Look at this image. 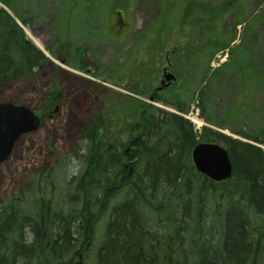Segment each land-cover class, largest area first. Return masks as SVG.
Listing matches in <instances>:
<instances>
[{
  "label": "trees",
  "instance_id": "16d2710c",
  "mask_svg": "<svg viewBox=\"0 0 264 264\" xmlns=\"http://www.w3.org/2000/svg\"><path fill=\"white\" fill-rule=\"evenodd\" d=\"M229 5L216 7L212 20ZM202 6L191 0L186 10ZM17 16L29 26L28 18ZM227 44L222 38L215 47ZM48 60L0 6V87ZM48 96L47 111L61 94ZM149 107L133 126L141 128L133 151L125 154L117 149L122 142L101 139L100 115L86 125L73 155L39 167L0 205V264H85L75 259L82 253L77 247L88 248L83 254L92 264H264V149L207 126L197 133L185 118L165 110L156 116ZM245 136L264 144L259 134ZM200 141L226 145L234 167L229 179L212 181L195 168L192 148ZM78 145L84 152H76ZM73 156L77 173L65 185ZM209 203L215 208L210 213ZM192 205L203 215L189 217ZM172 224L175 234H160Z\"/></svg>",
  "mask_w": 264,
  "mask_h": 264
},
{
  "label": "rangeland",
  "instance_id": "374dc122",
  "mask_svg": "<svg viewBox=\"0 0 264 264\" xmlns=\"http://www.w3.org/2000/svg\"><path fill=\"white\" fill-rule=\"evenodd\" d=\"M9 1L14 16L29 19L31 37L46 49L61 51L64 44L62 54L69 61L58 67L60 60L47 50L51 61L41 70L0 87V102L46 112L41 126L22 135L10 157L0 163V205L28 185L39 167L73 155L83 128L99 115L106 118L102 124L108 136L114 137L121 126L140 120L145 105L152 106L156 116H162L160 109L176 112L184 105L188 111L195 107L213 130L245 140H251L245 135L259 134L264 140V0H200L203 6L188 16H184L188 0ZM225 2L230 5L219 8L212 20L216 7ZM119 14L127 21L122 37L111 35L110 28L119 25L115 19ZM222 38L229 42L228 55L226 49L215 47ZM172 48L179 52L170 54L175 65L169 72L178 79L150 102ZM155 54L162 56L159 65ZM86 61L91 72L80 75L76 64ZM65 72L77 77L68 81ZM79 78L82 83L76 82ZM55 86L63 95L47 111V95ZM122 134L125 140L130 132L123 129ZM81 148L84 152L79 145L76 152ZM74 156L64 172L65 185L77 173ZM213 208L209 203L206 210Z\"/></svg>",
  "mask_w": 264,
  "mask_h": 264
},
{
  "label": "water",
  "instance_id": "95a60500",
  "mask_svg": "<svg viewBox=\"0 0 264 264\" xmlns=\"http://www.w3.org/2000/svg\"><path fill=\"white\" fill-rule=\"evenodd\" d=\"M175 79L172 73L166 74L162 81L168 84ZM151 100L153 97L150 98ZM40 117L29 107L13 102H0V162L7 160L18 139L36 130ZM196 168L210 179L223 181L233 174V162L229 150L216 142H200L192 152Z\"/></svg>",
  "mask_w": 264,
  "mask_h": 264
},
{
  "label": "flooded vegetation",
  "instance_id": "af4514ba",
  "mask_svg": "<svg viewBox=\"0 0 264 264\" xmlns=\"http://www.w3.org/2000/svg\"><path fill=\"white\" fill-rule=\"evenodd\" d=\"M116 19V22L119 24L118 26L116 25V27H112V26H110V28H112V31L119 37V36H122V35H125V25L127 24L126 22V18H125V16H123V15H121V17H116L115 18ZM128 35V34H127ZM177 49V48H176ZM175 48H172V54H175L176 53V50ZM170 58V53H167V55H166V59H169ZM156 65H159V63L158 62H156ZM175 64H174V62H172L171 60H168V62H167V65L166 66H164V68L165 67H170V68H173V66H174ZM55 68H56V66H54ZM59 67V66H58ZM72 77H77V75H73V74H71V73H69V72H65V79L66 80H70V78H72ZM76 82H81V80H80V78H79V80H76ZM82 83V82H81ZM61 92V94L63 95V91H60ZM128 136L126 137V139L125 140H123L124 141V144H125V154H127V153H129L131 150L133 151V149H135V143H134V140H136L139 136H137V135H135V134H133V135H130V134H127ZM166 227H168L167 225H166ZM152 229H153V231H155V229H156V225L153 223L152 224ZM161 229V232H160V234H175V230H176V227L172 224L171 226H169L168 228H163V227H161L160 228ZM82 250H84L83 248H81V247H77L76 248V251L77 252H81ZM75 258L77 259V261H79L80 263H81V261H82V258H83V256H82V254H80L79 256H75Z\"/></svg>",
  "mask_w": 264,
  "mask_h": 264
},
{
  "label": "bare ground",
  "instance_id": "6f19581e",
  "mask_svg": "<svg viewBox=\"0 0 264 264\" xmlns=\"http://www.w3.org/2000/svg\"><path fill=\"white\" fill-rule=\"evenodd\" d=\"M31 36H32V35H31ZM33 39L37 42V44H38L39 46L43 47L42 44H41L37 39H35L34 37H33ZM160 110H165V109H160ZM165 111H166V110H165ZM192 208H193V209L190 210L191 213L189 212V217L192 218V216L194 215V213H196L197 216L203 215V211H202L198 206H196V205H192ZM174 219H175V218H174Z\"/></svg>",
  "mask_w": 264,
  "mask_h": 264
}]
</instances>
